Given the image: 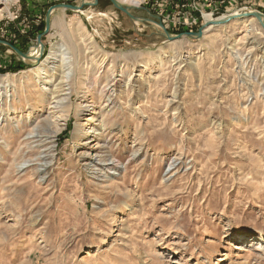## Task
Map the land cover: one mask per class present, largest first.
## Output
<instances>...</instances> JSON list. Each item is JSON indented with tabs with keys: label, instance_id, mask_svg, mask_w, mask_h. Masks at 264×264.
Here are the masks:
<instances>
[{
	"label": "rangeland",
	"instance_id": "rangeland-1",
	"mask_svg": "<svg viewBox=\"0 0 264 264\" xmlns=\"http://www.w3.org/2000/svg\"><path fill=\"white\" fill-rule=\"evenodd\" d=\"M80 1L0 4V40L30 52L47 9ZM174 1L123 5L170 34L197 31L205 15H264V0H194L186 27L171 21ZM250 19L167 40L97 0L52 10L35 62L0 43V78L33 81L49 60L55 94L51 53L63 43L77 60L43 177L32 162L17 170L34 157L24 137L36 117L24 94H0V264H264V31Z\"/></svg>",
	"mask_w": 264,
	"mask_h": 264
},
{
	"label": "bare ground",
	"instance_id": "bare-ground-1",
	"mask_svg": "<svg viewBox=\"0 0 264 264\" xmlns=\"http://www.w3.org/2000/svg\"><path fill=\"white\" fill-rule=\"evenodd\" d=\"M15 0H0V4H3L4 7L8 4L12 3ZM120 4H130L133 6H139L140 3L143 0H116ZM4 10H7V7L4 8ZM253 11V10H252ZM3 15V10H0V18ZM234 15V14H233ZM250 21L255 20L254 17H250ZM206 21H212L213 19H210L208 16L205 15ZM136 21V20H135ZM153 26L158 27V25L154 22H150ZM211 26H208L209 28ZM56 50V52H52L50 55V59H56L58 58V61L60 63V67L62 70V75L60 77V80L58 81L59 86V94H55L54 92L50 91L49 85L52 81V77L49 74L51 71V68H53L51 61L47 60L45 63H43V66H40V64L37 65V70L39 71L38 74H36L37 79L31 81V78H27L25 81H19V79H16L15 75H4L2 78H0V90L1 96L7 97V102L11 103L16 99L17 94L21 93L24 94L23 99L27 100L28 103V114L27 116L36 117V120L34 124L29 126L27 128L24 141L26 143H35V148L31 149L29 152L32 154L34 152V157H26L22 158L21 162L17 165V170L21 168L20 166L22 164H26L28 162H32L30 166L31 170L38 174L39 177H43L46 174V163L48 162V156L49 152L51 151V148L53 147L52 144H50L53 141L54 133H56L57 130L60 128V120H62L64 117L67 116L70 108L69 103V96L71 93V83L74 79V73L76 71V64L77 60L71 49L61 43ZM30 55L32 56V62H35V58L39 57L40 55V48L32 46L30 48ZM57 53V54H56ZM26 62V61H25ZM111 71V70H110ZM35 77V76H34ZM128 78V77H127ZM82 84V83H81ZM12 88L13 92H10V89ZM100 95L103 96L105 89H101ZM51 95V96H50ZM110 96H108V99ZM32 102H28V101ZM20 104V102H19ZM40 109V111H47V114L45 115H37L39 111L35 109ZM27 117L24 118L26 121ZM30 118V117H29ZM22 121V116L19 117L17 120H15L17 123L22 122L24 125L25 121ZM28 122V121H26ZM50 129H54L51 130ZM56 129V130H55ZM97 130V129H95ZM51 135H48V134ZM48 140V141H47ZM35 150H38L35 152ZM30 154V155H31ZM29 156V155H28ZM22 157V155H21ZM94 167H98L99 169H109L108 165H101L98 166V164L93 163ZM173 163H170L168 165V170L170 167H172ZM37 177V176H36ZM256 238H254L255 240ZM259 248V246L255 247V249Z\"/></svg>",
	"mask_w": 264,
	"mask_h": 264
},
{
	"label": "water",
	"instance_id": "water-1",
	"mask_svg": "<svg viewBox=\"0 0 264 264\" xmlns=\"http://www.w3.org/2000/svg\"><path fill=\"white\" fill-rule=\"evenodd\" d=\"M92 1L93 2H90L88 0H81L78 4H73V5L67 4V3H58V4L51 5L47 9L46 14H45L44 29L41 33L36 35V42L34 45L35 47L40 48L41 54L43 51V44L41 42V38H42V36H44L48 33L49 26H50V13H51V11L56 9V8H65V9H70L73 11H80V9L83 8L84 6L94 4L97 0H92ZM109 1L111 2V4L115 8H117L118 10H120L121 12H123L129 18H131L133 20H137V21L143 20L146 22L156 23L158 25V27L160 28V30H158V33L160 35H162L163 37H165L167 40L180 39L182 36H187V37H191V38H200L202 36L203 30L210 25H222V24H227L231 20H234V19H244V18H250V17H254L256 19V21L259 23L262 30L264 31V15L258 11H248V12H243L240 14L229 15V16L221 18V19L207 21V22H205V24L201 25L197 29V31H195V32H183V33H178V34H170L165 29V27L163 26V24L160 21L156 22V21L150 19V17L156 18L155 15L147 12L148 18L138 17L136 15L131 14V10H132L131 6L122 5L116 0H109ZM0 43L8 45L20 58H26V59L32 58V56L29 54V51L21 52L18 48L14 47L13 45L9 44L8 42L2 41V40H0ZM35 59H39V58L37 57Z\"/></svg>",
	"mask_w": 264,
	"mask_h": 264
},
{
	"label": "built area",
	"instance_id": "built-area-1",
	"mask_svg": "<svg viewBox=\"0 0 264 264\" xmlns=\"http://www.w3.org/2000/svg\"><path fill=\"white\" fill-rule=\"evenodd\" d=\"M196 4H197V2H195L194 0H175L174 5L179 6L180 14L179 13L175 14L174 11L172 12V14H171L172 15V18H171L172 23H175L174 22V20H175L176 23H177V21L179 23L181 22L186 27L191 25V22H184V20L190 19L189 17H192L191 15L187 14V10L190 7H194ZM191 21L194 22V20H191Z\"/></svg>",
	"mask_w": 264,
	"mask_h": 264
}]
</instances>
